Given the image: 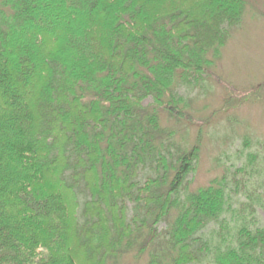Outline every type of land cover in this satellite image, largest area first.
<instances>
[{
  "label": "trees",
  "instance_id": "16d2710c",
  "mask_svg": "<svg viewBox=\"0 0 264 264\" xmlns=\"http://www.w3.org/2000/svg\"><path fill=\"white\" fill-rule=\"evenodd\" d=\"M248 4L0 0V264H264L259 155L191 189L200 135L161 123L194 119Z\"/></svg>",
  "mask_w": 264,
  "mask_h": 264
},
{
  "label": "rangeland",
  "instance_id": "374dc122",
  "mask_svg": "<svg viewBox=\"0 0 264 264\" xmlns=\"http://www.w3.org/2000/svg\"><path fill=\"white\" fill-rule=\"evenodd\" d=\"M248 3L240 24L221 50L217 76L205 82V91L193 101L189 114L194 119L177 123L161 118L163 126L175 130L171 141L177 145L180 141L197 142L196 134L200 135L198 163L189 177L191 189L220 176L228 165L244 164L247 154L254 153L259 156L253 163L257 171L251 177L252 189L264 192V0ZM244 139L249 141L245 148ZM238 154L241 157L237 159ZM235 198L249 201L242 193ZM253 206L255 217L262 222L264 209L254 202ZM131 252L118 264H146L147 252L139 257Z\"/></svg>",
  "mask_w": 264,
  "mask_h": 264
}]
</instances>
